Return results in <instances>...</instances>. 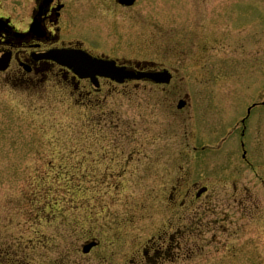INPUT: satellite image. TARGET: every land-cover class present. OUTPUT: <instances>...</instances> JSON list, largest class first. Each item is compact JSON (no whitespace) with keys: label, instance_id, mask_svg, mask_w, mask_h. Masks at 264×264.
<instances>
[{"label":"rangeland","instance_id":"obj_1","mask_svg":"<svg viewBox=\"0 0 264 264\" xmlns=\"http://www.w3.org/2000/svg\"><path fill=\"white\" fill-rule=\"evenodd\" d=\"M144 1L169 16L165 47L180 50L166 103L160 89L142 85L104 88L87 104L60 88L18 98L7 89L0 107V247L18 250L23 264L135 256L159 231L183 225L182 213L194 217L191 206L181 209L169 196L177 178L185 188L199 180L226 189L225 125L237 122L240 106L242 117L264 102V0ZM208 17L223 23V37L198 36ZM186 95L188 105L177 110L173 102V113L171 99ZM253 112L261 118L256 168L238 175L261 178L254 189L259 208L214 198V243L179 264H264V107ZM196 134L217 142H199ZM88 240L100 245L83 257Z\"/></svg>","mask_w":264,"mask_h":264},{"label":"flooded vegetation","instance_id":"obj_2","mask_svg":"<svg viewBox=\"0 0 264 264\" xmlns=\"http://www.w3.org/2000/svg\"><path fill=\"white\" fill-rule=\"evenodd\" d=\"M148 6L144 0H134L131 5L121 4L119 0H0V21L3 22L0 24V57L10 55L8 68L0 71L1 109L7 89L14 98H18L38 89L60 88L64 93L85 98L87 104L92 95H99L104 88L118 87L109 79L98 78L99 87L95 88V80L79 78L67 67L48 59V54L63 50L84 51L98 59L113 60L118 67L132 72L169 70L172 79L168 85H156L149 80L127 81L120 85L160 89L166 103L168 88L173 84L176 88L177 85L178 69L175 66L180 64V50L165 47V38L170 36L166 26L169 16L161 13L162 10L155 13ZM193 16L199 20L198 8L194 9ZM210 19L208 17V27H204L205 30H201L198 36L223 37L227 33L222 29L223 23ZM107 91L111 92V89ZM171 100V111L178 113L173 108L176 106L174 98ZM94 102L95 109L102 106V100ZM241 108L235 113L237 122L230 126L236 127V130L228 132L223 139V144L228 146L229 157L225 160L220 183L226 189L220 193L213 189V184L199 180L185 188L181 177L177 178V184L172 186L169 196L174 204L178 199L181 209L191 206L194 217L184 212L181 215L183 225L159 231L142 249L137 250L135 256L125 254L111 261L105 258L100 264H179L182 259H191L201 244L208 246L214 243V232L220 226L218 219L215 220L217 224L213 220L214 198L237 201L244 208L247 205L252 209L259 208L255 203L258 194L254 189L261 184V178L254 174L241 179L238 173H254L250 169L256 163L254 153L260 143L258 129L261 118L254 117L257 115L255 112L240 117L243 112ZM99 117L105 118L102 112ZM178 119L173 118L175 122ZM230 123L225 127H229ZM172 124L175 127L176 124ZM195 138L211 144L214 137L210 139L196 134ZM222 219L227 220L225 215ZM185 221L189 224H185ZM204 234L205 241L201 239ZM13 251L12 246L7 250L0 247V264H23L19 251Z\"/></svg>","mask_w":264,"mask_h":264},{"label":"water","instance_id":"obj_3","mask_svg":"<svg viewBox=\"0 0 264 264\" xmlns=\"http://www.w3.org/2000/svg\"><path fill=\"white\" fill-rule=\"evenodd\" d=\"M65 64L69 65L70 67H74L73 70L74 71H77L78 73V67H75V65H71L70 63L68 62H64ZM98 68L97 70V73L100 74L101 76H106V77H110L112 79H115L117 81H122L121 77H125L126 75L123 74V73H120L116 70L115 66L112 65V67H105L103 65H97L96 66ZM96 68V69H97ZM80 69V67H79ZM88 249V248H87Z\"/></svg>","mask_w":264,"mask_h":264}]
</instances>
